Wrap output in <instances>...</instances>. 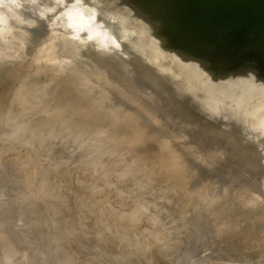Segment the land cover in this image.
Segmentation results:
<instances>
[{"label": "clouds", "instance_id": "clouds-1", "mask_svg": "<svg viewBox=\"0 0 264 264\" xmlns=\"http://www.w3.org/2000/svg\"><path fill=\"white\" fill-rule=\"evenodd\" d=\"M147 3L0 0V121L43 109L165 194L114 255L73 259L0 182V264H264V18L223 31L227 56L194 55Z\"/></svg>", "mask_w": 264, "mask_h": 264}, {"label": "rangeland", "instance_id": "rangeland-1", "mask_svg": "<svg viewBox=\"0 0 264 264\" xmlns=\"http://www.w3.org/2000/svg\"><path fill=\"white\" fill-rule=\"evenodd\" d=\"M158 1H159V3H157L154 0V4L156 3L160 8H162L163 6L165 7L166 5L171 6L174 2V5L177 6L176 7L177 9H174L175 8L174 7L173 11H171L169 13V11L172 10V8H171L172 6H171L170 10L169 9L166 10L168 12L162 11L163 8L161 9V11H162V13L164 12V14H169L170 16H172L171 15V13H172L173 16L175 15L174 18L177 20H179L183 16L184 9L187 8L185 10V13H187V11H189L190 13L184 14L183 17H187V15L189 14L188 17L185 18V20H183L184 18L182 20L180 19L182 24H184L182 27H184L187 23H189L190 20H194V21L190 22L191 24H189V25L187 24L188 29L186 27L183 28V29L186 28V30H187V32H186L187 37H189V36L190 37H193V36L201 37L203 33L201 34L200 32H202V30L205 29L206 26H208V29L210 30L211 27L209 25H211V24H212L211 26L214 27L213 30L211 29L212 31L210 30L212 33L218 29H221V28L224 29L225 28V30L231 29L230 31H232V32L229 31L228 32L229 35L235 36L236 35L235 31L237 30V26L239 27V25L242 23L241 20L243 21V24H245V22L248 21V20H246V16L249 19V21H248L249 23H251L250 21L256 22L257 20L259 21L262 19V17L260 16L261 18L260 17H259L260 19L255 18V20H256L255 21L254 17L253 18L249 17L250 16V15H248L249 12L244 13V14H247L244 18V16H243L244 14L238 11V9H237L238 7H236V5L239 7L241 5H244V4H250L248 6H255L254 8L252 7L251 13L254 11L255 8L257 9L259 6V8L261 10V15H262V12L264 15V11L262 10V9H264V7H263L264 2L262 3L263 0H261V1L257 0L258 2L253 0V2L255 1L257 3L256 5H254L255 2L254 3L252 2L253 5H251V2L250 3L248 2L249 0H247L248 3H245L246 0L245 1L244 0H242V1L237 0L239 2L238 4H240V5L235 3L234 0H230V1L226 0V3L224 0H222V3H225V5L227 3L229 4L231 2L230 6L228 4H227L228 7L224 6L223 4H222V6H221V4H218L222 8L221 7L215 8L212 6L213 9L215 8L214 10L211 8V6L207 7L205 5L207 0H205L206 2L204 3V5H202L204 0H201V1L198 0L199 2L196 0L198 3L195 1L194 2V4L196 3L195 6H194V4L190 6V4L193 3L192 2L193 0L191 1V3L188 2L190 4L186 3V1L184 2L181 0L180 1L182 3L179 1L176 2L177 0H165V1L164 0L163 1L158 0ZM167 1H168V3H167ZM227 1H229V2H227ZM151 2H152V0H151ZM151 2H148V4ZM160 2L163 3V6H162V4H160ZM200 2H202V3H200ZM219 2H220V0H219ZM170 3H171V5H169ZM164 4H166V5H164ZM234 4H236V5H234ZM261 4H263V5H261ZM155 5H154V7L157 8L159 11L160 9L157 7V5L156 6ZM184 5H186L185 8H184ZM152 6H153V4H152ZM179 6H180V8H182L183 13L181 12L182 10H180V8H179L180 11H178ZM188 6H190L191 8ZM246 6H241L242 9L239 8V10L242 12H246L249 8L247 6V10H246ZM224 7L228 8V9H229V7L233 8V10L229 9V12L230 13L232 12V14L228 13V9H226L228 14L227 13L225 14L226 11L223 13L222 11L225 10ZM243 7H245V8L243 9ZM165 8L167 9V7H165ZM165 8H164V10H165ZM192 8H194V9L192 10ZM207 9H208V11H207ZM221 9H223V10L218 11ZM235 10H236V12L238 11V13H240L242 15H239L238 13H237V15H235V12H234ZM257 10H259V9H257ZM174 11L176 13H174ZM192 11H194L195 13H193ZM217 11H218V14L222 12L223 15L219 14V16L221 15L219 17L218 15H216ZM179 12L182 13L181 17H179L180 16ZM178 13H179V15H178ZM214 14L216 16H218L219 19H221L222 16H223V18L219 21L218 18L216 19V16ZM252 14H254V12ZM225 15L228 16V19H230L229 17L231 16V19L234 18L233 20H236V21L232 20L233 25L229 24L231 20H227L229 22L226 21L227 18L224 17ZM233 15H235V17ZM238 16L243 17L246 21L243 19H238V18H240ZM176 17H178L179 19ZM190 17H192L193 19ZM211 17H213V18H211ZM189 18H190V20H188ZM250 18H252L254 21L251 20ZM200 19H201V21L204 20L205 22H203V26H202L203 29L202 30L200 29L198 31L197 29L201 28V25H199V24L202 23L200 21ZM196 20L200 21V23H198V21H196ZM206 20H208V21H206ZM232 21H231V24H232ZM193 22L195 23L196 26L199 25L200 27L195 28L196 27L195 25H194L195 27L192 26L193 29L195 31L196 30L197 31L194 32V30L192 29V31L195 34L192 33V35H190V33H191L190 28H192L190 26L193 24ZM206 22H208V23L212 22V23L211 24H208V23L205 24ZM219 22H221V23L219 24ZM223 22H225V23H223ZM234 22H235V24L238 23L239 25L238 24L234 25ZM196 23H198V24H196ZM219 26H221V27L219 28ZM232 26H234V28L236 27V29H233ZM243 26H245V25H243ZM243 26H241V27H243ZM169 27H171V28L174 27L175 31L177 32V34H175L174 29H171V28L166 29L167 32L165 31V33H167L166 35L169 36L167 38H171L170 34L171 33L173 34L172 38L169 39V42L174 47L180 48V49L185 50V51L190 52V53L194 52V55H208L210 53V54L217 55V56H227L229 54V50L231 47V41H229L228 39L222 38V34H223L224 30H221L218 33L217 38L215 37L216 40H214L215 42L213 44H209V45L204 46V45L196 44V43L192 42L190 39L185 38L186 37L185 36L186 34L184 33L185 30H183L182 27L180 29V31L182 30L181 32H179V28L177 29L178 31L176 30L177 27L175 25H172ZM215 28H216V30H215ZM206 29H207V27H206ZM206 29L203 30V32L206 31ZM189 30H190V32H189ZM168 31L169 32L171 31V32L168 34ZM197 32H199V33H197ZM178 33H179V35H178ZM183 34H184V36H182ZM214 34H217V33L214 32ZM180 36H182V37H180ZM196 37L194 39L199 40V38H196ZM202 37H204V38H201V40L206 39V35L205 36L203 35ZM29 116L32 119H30V118L27 119V117H25V119L23 117L22 118L23 120L21 119L22 120L21 125L23 124V121L27 119L24 122V126L26 124L25 128H26L27 132L21 131V130L25 131V128L20 126V120H19V123L17 124V126L12 125L14 127L6 125L4 122L0 121V124L2 123V125L0 126V142H1L0 143V156H1V158H0V182H11V183H14L19 188L22 195L27 199V201L29 203L31 219L34 222V224L37 226V228L42 233H44L45 235L50 236V234H51L52 238L59 239L62 243L68 245L71 248L72 252L77 254L76 256L73 257V259H77V258L84 259L89 254L99 255V253H103V252H110L111 254L114 255L115 254L114 251H116V245H118L120 243L122 237L125 235V233H127V231L129 229H131L137 223H139L141 226H146V224H147L148 216L142 215V213L140 211H137L136 209H143L144 211H146L148 213L155 212L154 208L147 207V205L154 203L156 200L157 201L161 200V198H162L161 196H164L165 194L163 192L154 193L151 188L146 186V182L141 181L140 177H137L136 175L132 174L131 172L128 173L127 169H126V171L124 170V172H123L122 169H124L125 166H124V164H121L120 158L117 155H114L113 153L108 154L109 151L107 149L100 148L97 150H89V149L85 148V149L77 150L73 146L71 141L66 142L62 136L59 135L61 138L58 136L59 129L56 128L55 124H53L54 122L52 121V119L49 117L47 112L44 111L43 109L35 112L34 114H32V113H31V115L28 114V117ZM29 125H30V127H29ZM43 125H44V128H43ZM22 128H24V129H22ZM37 128H40V130H38ZM41 129H42V131H41ZM18 130H19L20 134L17 132ZM32 130H33V132H32ZM35 130L36 131L38 130V131L34 133ZM12 133H14V134H12ZM17 133L19 136L17 135ZM22 133L24 134L23 139H22ZM36 133L38 134L39 137L37 136ZM47 135H48V137H47ZM53 135H56V138ZM49 136H51V138H53V140L54 139L56 140V144H58V143H60V144L55 145V142ZM57 137H59L60 139ZM46 138H49V139L47 140ZM62 138L64 140H62ZM2 141H3V143H2ZM46 141H47V143H46ZM51 141H53L54 143L51 144L52 143ZM29 142H30V144H29ZM61 143H63V144H61ZM27 144H29V145H27ZM14 145H16V146H14ZM8 147L9 148L13 147V148L9 149V150H11V151H9ZM16 150H17V152H16ZM23 151H24V153H23ZM89 152H90V155H89ZM86 153H88V154L86 155ZM29 154H30V157H29ZM21 156H23V157H21ZM24 156H26V157H24ZM87 156H89V157H87ZM112 156L115 158L113 159ZM31 157H34V160ZM28 158H29V160H28ZM24 159H27V160L25 161ZM111 159L113 160L112 162L110 161ZM21 161L22 162L24 161L23 164L25 163V165H22ZM30 161L32 163H30ZM115 161H116V163H115ZM26 162H28V163H26ZM93 162L97 166H95V164ZM30 164H33L36 167H34ZM115 164H116V166H115ZM118 164H119V166H118ZM31 167L33 169H35L36 171L33 170ZM118 167L121 168V170ZM44 169H45V171H44ZM118 170H120V171H118ZM23 171L25 172V174ZM32 171H34V172H32ZM46 172H48V173L46 174ZM125 173H127L129 175H126ZM42 174H44L45 177ZM70 174H72V175H70ZM123 174H125V175H123ZM32 175H34L36 177V179L38 180L37 181L38 183L36 182L35 177L33 178ZM23 176H25L26 179ZM37 176H39V177H37ZM126 176H129L130 178L126 177ZM132 177H134L135 179H132ZM39 178L42 179V182L40 180V182H41L40 185H39ZM30 179H32L33 181L32 180L29 181ZM20 180H22V181H20ZM43 180H45V181H43ZM77 180H78V182H77ZM25 182H28L27 186L25 185L26 184ZM30 183H31V185H30ZM33 183H35V184H33ZM46 183H48L50 185V188H49V185ZM86 183H87V185H86ZM35 186H36V188H35ZM32 187H34L33 189H35V190H33ZM39 187L40 188L42 187L41 189H43L44 187H46V188L43 189L44 190V192H43ZM55 187H56V190L54 189ZM81 187H85V188H81ZM51 188H53L54 190ZM29 189H30V191H29ZM47 189H48L49 195L48 194L45 195V192H46L45 190H47ZM31 190H33V191H31ZM52 190H53V193L56 192L57 194H59L60 197L56 194H50V193H52ZM40 193H43L44 197H43V194L40 195ZM61 193H62V195H61ZM35 194H37V195L35 196ZM155 194H156V197H157V195L160 196V194H161L160 198L158 196V198L155 200V198H156L154 196ZM29 195H31V196H29ZM32 195H34V196L32 197ZM81 195H83V196L81 197ZM89 195H90V198H89ZM41 196H42V198H41ZM52 197H53V199H52ZM63 197L65 200L63 199ZM59 198L61 200H59ZM91 198H95L96 200L91 199ZM98 198H100V199H98ZM101 199H103V201ZM37 200H38V202H37ZM96 201H97V203H96ZM45 202H46V204H45ZM88 202H90V203H88ZM83 203H84V206H83ZM86 203H88L87 206H86ZM106 203H108V205ZM89 204H90V206H89ZM160 204H162V203L157 204V207H158V205L161 207L165 206V205H160ZM66 206H67V208H66ZM74 209H76V210H74ZM120 209H122V210H120ZM90 210H91V212H90ZM166 210H167V207H166ZM92 211L94 214L92 213ZM105 214H107V215H105ZM110 218H111V220H110ZM74 222H76V223L74 224ZM62 223H63V225H62ZM65 224H66V226H65ZM79 224H80V226H79ZM69 226H71V227H69ZM72 230H74V231H72ZM67 239H68V241H67ZM107 239L109 240V242ZM103 240H104V242H103ZM77 244H78V246H77ZM97 249L99 250V253L95 251Z\"/></svg>", "mask_w": 264, "mask_h": 264}, {"label": "bare ground", "instance_id": "bare-ground-1", "mask_svg": "<svg viewBox=\"0 0 264 264\" xmlns=\"http://www.w3.org/2000/svg\"><path fill=\"white\" fill-rule=\"evenodd\" d=\"M155 1H156L157 3H159L158 0H155ZM161 1H163V0H161ZM164 1H165V0H164ZM178 1H179V2H181V1H184V2H185V1H186V3H188V2L191 3L192 0H190V1H189V0H188V1H187V0H181V1H180V0H177L176 2H178ZM195 1H196V0H193V1H192V2H193L192 4H190V3H188V4H190V6H191V5L194 4ZM197 1H198V0H197ZM197 1H196V2H197ZM200 1H201V0H200ZM224 1H225V3H226V0H224ZM224 1H223V2H224ZM229 1H230V0H229ZM229 1H227V2H229ZM236 1H237V0H234V2L238 4L239 2H238V1L236 2ZM241 1H242V0H241ZM244 1H245V0H244ZM244 1H243V2H244ZM255 1H257V0H255ZM255 1H254V2H255ZM258 1H259V0H258ZM258 1H257V2H258ZM260 1H261V0H260ZM148 2H151V0H149ZM152 2H153V3H152ZM152 2L149 3V4L147 3V8H148L149 11H152V12L157 13V14H164V12H165L166 10H168V9L170 10V9L172 8V10L169 11V13H170L171 11H173V8H174V7H175L174 9H177V8H176L177 6L174 5V2H173L172 5H171V3L169 4V5H171L172 7H171V6H168V5H166V4H164V5H166L165 7H167V9L163 6V3L160 2V4H162V6H163V7H162L163 9L160 8V7L155 3V4L157 5V7L160 9V10L158 11V9L154 7V5H155V4H154V0H152ZM184 2H183V3H184ZM198 2H199V1H198ZM198 2H197V3H198ZM205 2H206V1L204 0V2H203L202 5H204ZM220 2H221V3H220ZM220 2H219V0H207V2L205 3V5H206L207 7H208V6H211V8H212V6L215 7V8H216V7H219V8H220V7L222 6V4H223L224 6L228 7V6H227L228 3L225 5V3H222V0H220ZM243 2H242V3H243ZM248 2H249V3L251 2V5H253V3H254L253 0H249ZM248 2H247V0H246L245 3H248ZM252 2H253V3H252ZM263 2H264V0L262 1V3H263ZM167 3H168V1H167ZM181 3H182V2H181ZM200 3H202V2H200ZM230 3H231V2H230ZM230 3L228 4L229 6H230ZM260 3H261V2H260ZM152 4H153V6H152ZM195 4H196V3H195ZM195 4H194V6H195ZM218 4H221V6L218 5ZM256 4H257V3L255 2L254 5H256ZM156 5H155V6H156ZM197 5H198V4H197ZM197 5H196V6H197ZM234 5H236V4H234ZM238 5H240V4H238ZM246 5L248 6V5H250V4H244V5H241V6H246ZM261 5H263V4H261ZM185 6H186V5H184V8H185ZM190 6H188V7H190ZM241 6L239 7V6L236 5V7H238V8H237L238 11L241 12V13H243V14L249 12V14H248V15H250L249 17H252V18L254 17V20H255V18H259L260 16H261L262 18H264L263 12H262V15H261V10H260L259 6H258V8H257V9H259V10H257L256 8H255L256 10L254 9V11H253L254 14H252L253 12L251 13V9H252V7L254 8L255 6H248V7H249L248 10H247V6H246V10H247V11L245 10L246 12H242V11L239 10V8H241ZM170 7H171V8H170ZM182 7H183V6H182ZM197 7H198V6H197ZM197 7H196V8H197ZM226 7H224L225 10L221 9V10H218V11H222V10H223V11H222L223 13L226 11V12H225V14H226V13H227V10H226V9H228V8H226ZM250 7H251V8H250ZM260 7H261V6H260ZM263 7H264V6H263ZM164 8H165V10H164ZM179 8H180V6L178 7V11L182 10V8H180V10H179ZM190 8H191V7H190ZM201 8H202V7H201ZM203 8H204V7H203ZM209 8H210V7H209ZM215 8H214V9H215ZM221 8H222V7H221ZM244 8H245V7H243V9H244ZM156 9H157V10H156ZM161 9H162V11H164L163 13H162ZM186 9H187V8H186ZM186 9H184V14L190 13L189 11H187V13H185V10H186ZM193 9H194V8H192V10H193ZM197 9H198V8H197ZM204 9H205V8H204ZM212 9H213V8H212ZM214 9H213V10H214ZM229 9L233 10V8H230V7H229ZM229 9H228V13H229V14H232V12H231V13L229 12ZM241 9H242V8H241ZM216 10H217V9H216ZM262 10L264 11V9H262ZM160 11H161V12H160ZM176 11H177V10H176ZM199 11H200V10H199ZM207 11H208V9H207ZM218 11H217V13L215 12L216 15H218V16H219V14L223 15L222 12L218 14ZM238 11H237V12H236V10L234 11V12H235V15H237ZM243 11H244V10H243ZM166 12H168V11H166ZM181 12L183 13V10H182ZM181 12H179V13H180V16H179V17L182 16V15H181V14H182ZM192 12L195 13L194 11H192ZM234 12H233V13H234ZM174 13H176V12L174 11ZM179 13H178V15H179ZM228 13H227V14H228ZM250 13H251L253 16H252ZM184 14H183V16H184ZM238 14H239V15H242V14H240V13H238ZM168 15H169V14H168ZM171 15L173 16L172 13H171ZM176 15H177V14H176ZM188 15H189V14H188ZM188 15H187V17H188ZM191 15H192V14H191ZM191 15H190V16H191ZM203 15H204V14H203ZM205 15H206V14H205ZM214 15H215V14H214ZM216 15H215V16H216ZM221 15H220V16H221ZM235 15H233V16L235 17ZM246 15H247V14H244V15H243L244 18H245ZM174 16H175V15H174ZM174 16H173V17H174ZM183 16L180 18L181 20H182L183 18H184L183 20H185V18H187V17H183ZM185 16H186V15H185ZM192 16H193V15H192ZM194 16H195V15H194ZM197 16H198V15H197ZM218 16H216V19L218 18ZM220 16H219V17H220ZM195 17H196V16H195ZM213 17H214V16H213ZM213 17H211V18H213ZM224 17L227 18L226 21H227V20H231V21H232V20L234 19V18L231 19V16L229 17L230 19H228V16H226V15H225ZM238 17H240V18H238ZM238 17H237L238 19H243V20H245V19H244L243 17H241V16H238ZM261 17H260V18H261ZM176 18H178V17H176ZM190 18H192V17H190ZM190 18H189L188 20H190ZM209 18H210V17H209ZM222 18H223V16L221 17V19H222ZM252 18H250V19L253 20ZM260 18H259V19H260ZM178 19H179V18H178ZM180 19H179V20H180ZM192 19H193V18H192ZM194 19H195V18H194ZM218 19H219V18H218ZM221 19H219V21H220ZM235 19H236V18H235ZM179 20H178V21H179ZM181 20H180V22H181ZM188 20H187V21H188ZM214 20H215V19H214ZM246 20L249 21V19H248L247 16H246ZM246 20H245V21H246ZM254 20H253V21H254ZM191 21H194V20H190L189 23H187V24H188V25L191 24V23H190ZM196 21H198V20H196ZM200 21H201V19H200ZM200 21H198V23H200ZM206 21H208V20H206ZM222 21H223V20H222ZM222 21H221V22H222ZM231 21H230L229 24H230V25H233V21H236V20H233V21H232V24H231ZM238 21H239V20H238ZM248 21H246L245 24H243V21L241 20L242 23H241L240 25H241V26L246 25V23H247V24L249 23ZM255 21H256V20H255ZM201 22H202V23L199 24V25H201V28L197 29L198 31H199L200 29H201V30L203 29V28H202V26H203V22H205V21L203 20V21H201ZM221 22H219V24H220ZM227 22H229V21H227ZM227 22H226V23H227ZM250 22L252 23V21H250ZM256 22H258V20H257ZM198 23H196V24H198ZM207 23H208V22H206L205 24H207ZM211 23H212V22H211ZM211 23L209 22L208 24H211ZM223 23H225V22H223ZM236 23H237V22H236ZM239 23H240V22H239ZM187 24H186L184 27L187 28ZM237 24H238V23H237ZM237 24H235V22H234V25H237ZM183 25H184V24H182V26H183ZM194 25H195V23L193 22V24H192L190 27H192V26H194ZM199 25H198V26L195 25L196 27H195V26H194V27H195V28H198V27H200ZM211 25H212V24H211ZM211 25H209V26L211 27L210 30H211V29L213 30L214 27H212ZM222 25H223V24H222ZM230 25H229V26H230ZM238 25H239V24H238ZM240 25H239V27H241ZM204 26H205V25H204ZM215 26H216V25H215ZM184 27H182V29H183ZM206 27H207V29H206ZM206 27H205V29H206V31L208 30L207 32H206V31L203 32V30H205V29H203L202 32H200L201 34L203 33L202 36H203V35H204V36L206 35V39L201 40V38H204V37H202V36H201V37H199V36H197V37H196V36H193V38H195V37H196V38H199V40H201V41H205L206 43H207V42L210 43L211 41L216 40V39H215V37H216L215 35H216V34H214V32L217 33L219 29L216 30V28H215L216 31H214V32L212 33V32H211L212 30L210 31V30L208 29V26H206ZM216 27H217V26H216ZM220 27H221V26H219V28H220ZM232 27H233V29H236V27H235V28H234V26H232ZM239 27L237 26V28H239ZM169 28H171V27H168L167 29H169ZM186 28L183 29V30H185V31H184L185 34H186V32H187ZM217 28H218V27H217ZM171 29H174V27L171 28ZM177 29H178V28H176V30H177ZM180 29H181V27L179 28V32L182 31V30L180 31ZM187 29H188V28H187ZM190 29H191V33H190V35H192V33H194V32L197 31V30L195 31V30L193 29V27L190 28ZM192 29L194 30V32L192 31ZM221 29H223V28H221ZM223 30H225V28H224ZM230 30H231V29H230ZM230 30H228V32H229ZM177 31H178V30H177ZM233 31H234V30H233ZM166 32H167V30H166ZM170 32H171V31H170ZM170 32L168 31V34H169ZM189 32H190V30H189ZM230 32H232V31H230ZM235 32H236V31H235ZM174 33L177 34V32L175 31V29H174ZM197 33H199V32H197ZM166 34H167V33H165L164 35H166ZM181 34H182V33H181ZM181 34H180V35H181ZM194 34H195V33H194ZM178 35H179V33H178ZM198 35H199V34H198ZM166 36H167V35H166ZM170 36H171V38H172L173 34L171 33ZM182 36H184V34H183ZM182 36H180V37H182ZM185 36H187V34H186ZM167 37H169V36H167ZM189 37H190V36H189ZM171 38H168V40L171 39ZM195 40H198V39H195ZM192 54H194V52H193ZM34 113H35V112H32V114H34ZM29 115H31V113H29ZM25 117H27V119L30 118V116L28 117V114H27ZM25 117H24V119H25ZM27 119H26V120H27ZM30 119H32V118H30ZM22 120H23V119H22ZM22 120H20V126H22V127L25 128L26 124H25V126H24V122H25L26 120H24V121H23V124L21 125V123H22L21 121H22ZM52 121H53V120H52ZM2 122H3V121H2ZM29 122H30V121H29ZM18 123H19V121L17 122V124H18ZM17 124H16V126H17ZM46 124H47V123H46ZM53 124H54V123H53ZM1 125H2V123L0 124V126H1ZM38 125H39V124H38ZM41 125H42V124H41ZM14 126H15V125H14ZM14 126H12V127H14ZM51 126H52V125H51ZM29 127H30V125H29ZM52 127H53V126H52ZM17 128H18V127H17ZM24 128H22V129H24ZM43 128H44V125H43ZM43 128H42V129H43ZM45 128H46V127H45ZM48 128H49V127H48ZM48 128H47V129H48ZM56 128H57V127H56ZM13 129H14V128H13ZM20 129H21V128H20ZM37 129L40 130V128H37ZM42 129H41V131H42ZM49 129H50V128H49ZM15 130H16V129H15ZM38 130H37V131H38ZM43 130H44V129H43ZM45 130H46V129H45ZM21 131H22V132H27V131H26V128H25V131H23V130H21ZM37 131L35 130L34 133L37 132ZM41 131H40V132H41ZM53 131H54V130H53ZM57 131H58V130H57ZM17 132L19 133V130H18ZM30 132H31V131H30ZM32 132H33V130H32ZM45 132H46V131H45ZM55 132H56V131H55ZM18 133H17V135H18ZM38 133H39V132H38ZM48 133H49V132H48ZM12 134H14V133H12ZM15 134H16V133H15ZM19 134H20V133H19ZM36 134H37V133H36ZM23 135H24V134L22 133V139H23ZM42 135H43V134H42ZM49 135H50V134H49ZM56 135H57V134H56ZM56 135H53V136H55V138H56ZM18 136H19V135H18ZM37 136H38V134H37ZM40 136H41V135H40ZM43 136H44V135H43ZM58 136H59V134H58ZM35 137H36V136H35ZM38 137H39V136H38ZM41 137H42V136H41ZM41 137H40V138H41ZM47 137H48V135H47ZM49 137L51 138V136H49ZM59 137H60V136H59ZM59 137H57V138H59ZM10 138H11V137H10ZM60 138H61V137H60ZM60 138H59V139H60ZM8 139H9V138H8ZM11 139H12V138H11ZM46 139L48 140L49 138H46ZM51 139L53 140V138H51ZM51 139H50V140H51ZM15 140H16V139H15ZM62 140H64V139L62 138ZM40 141H41V140H40ZM53 141L55 142V145L60 144V143L56 144V140H55V139H54ZM53 141H51V142H52L51 144L54 143ZM61 142H62V141H61ZM0 143H1V142H0ZM2 143H3V141H2ZM46 143H47V141H46ZM29 144H30V142H29ZM29 144H27V145H29ZM61 144H63V143H61ZM12 145H13V144H12ZM14 146H16V145H14ZM11 148H13V147H11ZM11 148L8 147V150L11 149ZM12 150H13V149H12ZM9 151H11V150H9ZM9 151H8V152H9ZM25 151H26V150H25ZM88 151H89V150H88ZM102 151H103V150H102ZM16 152H17V150H16ZM103 152H104V151H103ZM103 152H102V153H103ZM11 153H12V152H11ZM23 153H24V151H23ZM110 153H111V152H109L108 154H110ZM87 154H88V153H86V155H87ZM21 155H22V154H21ZM27 155H28V154H27ZM89 155H90V152H89ZM32 156H33V155H32ZM15 157H16V156H15ZM21 157H23V156H21ZM24 157H26V156H24ZM27 157H28V156H27ZM29 157H30V154H29ZM36 157H37V156H36ZM87 157H89V156H87ZM102 157H103V156H102ZM104 157H105V156H104ZM112 157H113V156H112ZM0 158H1V156H0ZM19 158H20V157H19ZM31 158H33V160H34V157H31ZM85 158H86V157H85ZM90 158H91V157H90ZM114 158H115V157H113V159H114ZM20 160H21V159H20ZM24 160L26 161L27 159H24ZM28 160H29V158H28ZM33 160H32V161H33ZM35 160H36V159H35ZM37 160H38V159H37ZM107 160H108V159H107ZM116 160H117V159H116ZM18 161H19V160H18ZM110 161L112 162L113 160L111 159ZM110 161H109V162H110ZM23 162H24V161H23ZM23 162L21 161L22 165H25V163L23 164ZM37 162H38V161H37ZM107 162H108V161H107ZM120 162H121V161H120ZM120 162H119V163H120ZM26 163H28V162H26ZM30 163H32V162L30 161ZM33 163H34V162H33ZM93 163H94V162H93ZM115 163H116V161H115ZM117 163H118V162H117ZM94 164H95V163H94ZM121 164H122V163H121ZM121 164H120V165H121ZM30 165L34 166L33 164H30ZM30 165H29V166H30ZM38 165H39V164H38ZM26 166H27V165H26ZM26 166H25V167H26ZM95 166H97V165L95 164ZM115 166H116V164H115ZM118 166H119V164H118ZM22 167H23V166H22ZM27 167H28V166H27ZM34 167H36V166H34ZM120 167H121V166H120ZM23 168H24V167H23ZM29 168H30V167H29ZM31 168H32V167H31ZM48 168H49V167H48ZM118 168H119V167H118ZM123 168H124V167H123ZM25 169H26V168H25ZM32 169H33V168H32ZM66 169H67V168H66ZM119 169L121 170V168H119ZM33 170H35V169H33ZM47 170H48V169H47ZM120 170H118V171H120ZM122 170H123V172H124V170L126 171V168H124V169H122ZM35 171H36V170H35ZM44 171H45V169H44ZM127 171H128V170H127ZM23 172H24V171H23ZM32 172H34V171H32ZM38 172H39V171H38ZM39 173H40V172H39ZM47 173H48V172H46V174H47ZM128 173H130V172L128 171ZM21 174H22V173H21ZM24 174H25V172H24ZM125 174H126V175H129V174H127V173H125ZM125 174H123V175H125ZM34 175H35V174H34ZM34 175H32L33 178L35 177ZM42 175L45 177L44 174H42ZM70 175H72V174H70ZM131 176H132V175H131ZM23 177H25V176H23ZM37 177H39V176H37ZM126 177H129V176H126ZM137 177H138V176H137ZM129 178H130V177H129ZM129 178H128V179H129ZM22 179H23V178H22ZM25 179H26V177H25ZM35 179H36V177H35ZM44 179H45V178H44ZM46 179H47V178H46ZM48 179H49V178H48ZM66 179H67V178H66ZM66 179H65V180H66ZM125 179H126V178H125ZM132 179H135V178L132 177ZM31 180H32V179H30L29 181H31ZM40 180H41V182H42V179L39 178V185H40V183H41ZM20 181H22V180H20ZM26 181H27V180H26ZM32 181H33V180H32ZM37 181H38V180L36 179V182H37ZM43 181H45V180H43ZM80 181H81V180H80ZM136 181H137V180H136ZM34 182H35V181H34ZM36 182H35V183H36ZM77 182H78V180H77ZM25 183H26L25 185L27 186L28 182H25ZM35 183H33V184H35ZM37 183H38V182H37ZM48 183H49V182H48ZM48 183H46V184H48ZM82 183H83V182H82ZM33 184H32V185H33ZM44 184H45V183H44ZM80 184H81V183H80ZM30 185H31V183H30ZM39 185H38V186H39ZM48 185H49V184H48ZM86 185H87V183H86ZM43 186H44V185H43ZM46 186H47V185H46ZM81 186H82V185H81ZM28 187H29V186H28ZM30 188H31V187H30ZM33 188H34V187H32V189H33ZM35 188H36V186H35ZM37 188H38V187H37ZM39 188H40V187H39ZM41 188H42V187H41ZM41 188H40V189H41ZM45 188H46V187H44L43 189H45ZM47 188H48V187H47ZM49 188H50V185H49ZM81 188H85V187H81ZM43 189H41V190L44 192ZM51 189H53V188H51ZM51 189H50V190H51ZM54 189L56 190V187H55ZM54 189H53V190H54ZM97 189H98V188H97ZM25 190H26V189H25ZM33 190H35V189H33ZM33 190H31V191H33ZM38 190H39V189H38ZM50 190H49V191H50ZM53 190H52V193H50V192H49V193H50V194H56V195L59 196V194H57L56 192L53 193ZM80 190H81V189H80ZM82 190H83V189H82ZM29 191H30V189H29ZM45 191H46V192H45V195L48 194V189L45 190ZM77 192H78V191H77ZM28 193H29V192H28ZM31 193H32V192H31ZM34 193H35V192H34ZM36 193H37V192H36ZM75 193H76V192H75ZM159 193H160V192H159ZM26 194H27V193H26ZM29 194H30V193H29ZM41 194H43V193H40V195H41ZM79 194H80V193H79ZM161 194H162V193H161ZM161 194H160V196H161ZM36 195H37V194H35V196H36ZM38 195H39V194H38ZM48 195H49V194H48ZM48 195H47V196H48ZM61 195H62V193H61ZM63 195H64V194H63ZM84 195H85V194H84ZM101 195H102V194H101ZM29 196H31V195H29ZM33 196H34V195H32V197H33ZM50 196H51V195H50ZM50 196H49V197H50ZM58 196H57V197H58ZM72 196H73V195H72ZM76 196H77V195H76ZM82 196H83V195H81V197H82ZM154 196L156 197V194H155ZM158 196H159V195H157V197L155 198V200L158 198ZM160 196H159V198H160ZM38 197H39V196H38ZM43 197H44V194H43ZM59 197H60V196H59ZM108 197H109V196H108ZM161 197H163V196H161ZM36 198H37V197H36ZM41 198H42V196H41ZM47 198H48V197H47ZM54 198H55V197H54ZM89 198H90V195H89ZM29 199H30V198H29ZM52 199H53V197H52ZM57 199H58V198H57ZM63 199H64V197H63ZM81 199H82V198H81ZM91 199H95V198H91ZM98 199H100V198H98ZM40 200H41V199H40ZM40 200H39V201H40ZM59 200H61V199L59 198ZM64 200H65V199H64ZM95 200H96V199H95ZM101 200L103 201V199H101ZM104 200H105V199H104ZM91 201H92V200H91ZM98 201H99V200H98ZM156 201H157V200H156ZM37 202H38V200H37ZM75 202H76V201H75ZM99 202H100V201H99ZM104 202H105V201H104ZM108 202H109V201H108ZM42 203H43V202H42ZM72 203H73V202H72ZM88 203H90V202H88ZM88 203H86V206H87ZM96 203H97V201H96ZM101 203H102V202H101ZM45 204H46V202H45ZM45 204H44V205H45ZM73 204H74V203H73ZM78 204H79V203H78ZM94 204H95V203H94ZM103 204H104V203H103ZM106 204L108 205V203H106ZM97 205H98V204H97ZM104 205H105V204H104ZM160 205H163V204H160ZM72 206H73V205H72ZM83 206H84V203H83ZM89 206H90V204H89ZM91 206H92V205H91ZM114 206H115V205H114ZM165 206H166V205H165ZM165 206H163V207H165ZM61 207H62V206H61ZM98 207H99V206H98ZM121 207H122V206H121ZM121 207H120V208H121ZM158 207H161V206L158 205ZM166 207H168V206H166ZM166 207H165V209H166ZM63 208H64V207H63ZM66 208H67V206H66ZM73 208H74V207H73ZM73 208H72V209H73ZM88 208H89V207H88ZM92 208H93V207H92ZM103 208H104V207H103ZM118 208H119V207H118ZM90 209H91V208H90ZM95 209H96V208H95ZM104 209H105V208H104ZM110 209H111V208H110ZM58 210H59V209H58ZM70 210H71V209H70ZM74 210H76V209H74ZM120 210H122V209H120ZM136 210H137V209H136ZM136 210H135V211H136ZM53 211H54V210H53ZM129 211H130V210H129ZM57 212H58V211H57ZM59 212H60V211H59ZM70 212H71V211H70ZM90 212H91V210H90ZM136 212H137V211H136ZM68 213H69V212H68ZM92 213H93V211H92ZM120 213H121V212H120ZM152 213H154V212H152ZM88 214H89V213H88ZM93 214H94V213H93ZM95 214H96V213H95ZM116 214H117V213H116ZM121 214H122V213H121ZM76 215H77V214H76ZM105 215H107V214H105ZM60 217H61V216H60ZM78 217H79V216H78ZM108 217H109V216H108ZM111 217H112V216H111ZM114 217H115V216H114ZM69 219H70V218H69ZM108 219H109V218H108ZM110 220H111V218H110ZM146 220H147V219H146ZM122 221H123V220H122ZM77 222H78V221H77ZM95 222H96V221H95ZM100 222H101V221H100ZM75 223H76V222H74V224H75ZM119 223H120V222H119ZM143 223H144V222H143ZM143 223H142V224H143ZM98 224H99V223H98ZM98 224H97V225H98ZM62 225H63V223H62ZM97 225H96V226H97ZM99 225H100V224H99ZM101 225H102V224H101ZM119 225H120V224H119ZM131 225H132V224H131ZM143 225H144V224H143ZM65 226H66V224H65ZM79 226H80V224H79ZM63 227H64V226H63ZM69 227H71V226H69ZM128 227H129V226H128ZM131 227H132V226H131ZM73 228H74V227H73ZM83 228H84V227H83ZM45 229H46V228H45ZM68 229H69V228H68ZM71 229H72V228H71ZM46 230H47V229H46ZM66 230H67V229H66ZM80 230H81V229H80ZM72 231H74V230H72ZM76 231H77V230H76ZM101 231H102V230H101ZM106 231H107V230H106ZM83 233H84V232H83ZM84 234H85V233H84ZM91 234H92V233H91ZM125 234H126V233H125ZM107 235H108V234H107ZM48 236H49V235H48ZM50 236H52V235L50 234ZM66 237H67V236H66ZM87 237H88V236H87ZM107 237H108V236H107ZM115 238H116V237H115ZM70 239H71V238H70ZM71 240H72V239H71ZM77 240H78V239H77ZM107 240H108V239H107ZM67 241H68V239H67ZM80 241H81V240H80ZM103 242H104V240H103ZM108 242H109V240H108ZM99 244H100V243H99ZM103 244H104V243H103ZM77 246H78V244H77ZM97 247H98V246H97ZM114 247H115V246H114ZM109 251H110V250H109ZM100 252H101V251H100ZM114 252H115V251H114ZM98 253H99V252H98ZM79 256H80V255H79ZM79 256H78V257H79Z\"/></svg>", "mask_w": 264, "mask_h": 264}, {"label": "water", "instance_id": "water-1", "mask_svg": "<svg viewBox=\"0 0 264 264\" xmlns=\"http://www.w3.org/2000/svg\"><path fill=\"white\" fill-rule=\"evenodd\" d=\"M221 30H223V29H219L218 30V32H217V34H216V38H217V35H218V33L221 31ZM185 38H187V39H190L192 42H194V43H196V44H200V45H204V46H206V45H209V44H213L215 41H211L210 43H206L205 41H201V40H195L193 37H185ZM215 38V39H216Z\"/></svg>", "mask_w": 264, "mask_h": 264}]
</instances>
